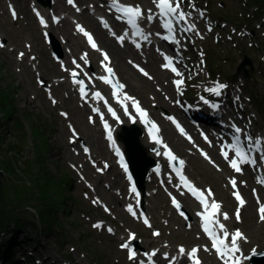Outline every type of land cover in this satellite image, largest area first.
Instances as JSON below:
<instances>
[{"label": "rangeland", "instance_id": "obj_1", "mask_svg": "<svg viewBox=\"0 0 264 264\" xmlns=\"http://www.w3.org/2000/svg\"><path fill=\"white\" fill-rule=\"evenodd\" d=\"M59 1L64 4V0ZM124 1L134 2L137 0ZM18 2L21 9H23L21 14L25 19L15 23L11 21L9 17L2 14L4 1L0 0V30L3 32L4 36L3 40L1 39L3 37H0V45H2L0 46V104L2 101L10 102V114L11 117L13 116L12 119L6 118L3 113L5 111L0 109V134H2L3 129L6 128L7 130L4 135L5 138L0 139V171L4 167L3 163L6 160H10L8 157L13 158V160L16 161L17 175H11V173L6 172V175L1 177L3 178L2 182H5L6 186L17 183L21 188H25L24 191L18 192L17 194L11 192L13 187H9L7 190L5 197H9V201L8 203L6 202V204H9V202L13 200L10 216L12 217L15 212H21V214L16 215L17 218H29L30 222L34 225L31 228H27L29 238L31 239V245L28 247L31 249H33V247L36 248V244L38 246L36 250H41V247H43L42 249H45V253L47 254L46 257L50 255L51 261L56 259L60 261L61 264H121L120 261H122L123 253L118 250L117 238L106 237L104 234L92 229L91 224L97 220V216L101 211L91 205V200L88 201L84 198V192L87 191L85 187L81 186L79 188L78 186V175L81 178L79 166L83 162L77 158L76 154H74L68 146L69 133L64 124L65 122L59 117L58 111L60 109L70 110L72 118L78 123V127L80 125L81 128H87L91 132V141H97L101 134L96 128L88 126L89 124L85 119L86 111L79 108L76 100L65 99L67 94L64 89L60 91L61 98L66 100V102L64 101L63 103L64 107L59 106L54 108L44 96L43 91L37 86L35 75L29 72L30 69L25 67L26 69L24 68L23 72H20V68L22 69L23 66L20 65L19 61L21 58L17 57V52H23L27 46L33 44L34 49L32 54L40 55V70L45 75L44 77L51 79V77L59 75L57 65L51 59L47 48L44 47L41 34L38 33V29L34 25L35 22L25 16V12L28 13L27 1L18 0ZM223 2L224 5L222 7L220 6L221 9H218L219 5L216 3V11L222 13V18L219 16L218 18L225 21H234V23L232 22L233 24L230 23V27L232 26L237 30H239V26L248 23V19H244V16L247 17V13H251L252 15L258 10L257 6L250 8V10H246L247 7L243 5L242 0H224ZM263 2L264 0H262L261 4L264 8ZM85 4L88 5L87 2H85ZM259 12L261 13L259 16L264 14L263 10ZM242 13H244V15H242ZM213 14L215 15L214 7ZM215 17L217 16L215 15ZM225 17L227 19H223ZM263 19L264 17H262L261 21L259 17V20H253V25L256 30L258 26L263 23ZM69 29H71L70 26ZM228 31L231 32V29L228 28L227 33ZM222 34L223 32H221V35ZM251 34L249 38L243 41L236 35V41H238L237 47L239 46V48L233 43H229L227 37H224L225 39H223V41H220L219 38L218 43H214L213 41V43L210 42L208 45L204 43V45L209 47L211 52L216 53L213 60L218 63L220 67L227 68L224 70L228 72L230 70L235 71L241 66V58L243 57L242 52L250 57L254 67L253 71H251V76L245 78L241 74L238 76L237 84L244 82L246 86V97L258 99L255 109L259 112L261 116L260 121L264 125V43L260 44L262 49L259 46L253 48V50L250 49V42L254 43L255 41L258 43V40H256V36L258 35L253 34V36ZM259 35L264 38V33H259ZM212 37L213 35H211L209 41ZM56 41L59 43V48L66 53L65 47L61 44L58 36H56ZM11 47L16 49L11 51ZM229 50H231L229 54L231 60L226 62L225 57L228 55ZM248 68L249 66L246 67V69ZM232 74H234V72ZM132 75L135 76L134 73H132ZM132 75H130V79H132ZM149 84L150 88L146 90V95L143 96L147 103H150L151 95L158 89L155 84L151 82H149ZM162 84L165 86L167 81L164 79ZM140 86L139 84L138 87ZM139 89L140 88L132 90L134 93H142L143 90ZM76 110L82 116L81 121H79L74 114ZM16 121H20L22 126L19 123L20 126L18 127V122ZM21 130L22 132L24 131V133H22ZM80 130L87 137L86 131ZM96 134L98 137L95 136ZM75 150L80 151V148L78 149L76 145ZM11 151L13 153L12 157L9 155ZM95 151L98 153V150ZM42 161L45 162V170H43L47 175L53 178L54 181L56 180L61 183L64 178L70 180L71 184L67 189H64L63 192H65V195H63V197L65 198L66 194H68L69 189L72 196L71 199L69 198L65 202H59V200H57L58 193L55 189V185L52 184L50 186L44 181V178L43 181L38 182L41 187L34 186L33 181L37 179L38 176H42V173H40L43 171L40 168V162ZM195 167H198V169ZM73 168H77V170ZM190 171L195 176V179L202 181L204 184H213L216 186L215 184L217 183L213 177L217 173L203 163L198 157L192 158V167ZM35 173L38 176L33 175ZM46 174H44L45 177ZM220 177L223 178L222 175H219V178ZM99 178V185L103 188V193L108 192L111 194L108 190L104 189V184L106 182H111L110 180H113L114 175L110 174L107 177L104 176ZM85 180H87V178H85ZM52 186L55 188H52ZM225 187V179L218 180L217 188L220 197H226ZM44 193H47L49 197L44 195ZM33 194H35L34 197H32ZM42 195H44L45 200H51L49 201L51 204L47 205L44 200H42ZM16 196H19L24 201L22 206H18L19 202L15 201ZM104 197H106L105 194ZM105 199L110 201L111 205L116 206L117 211L114 213L116 216H119L118 210H121V207L119 203H115V198L112 197V199H110L107 197ZM166 204L167 198L162 196V213ZM227 205H232L233 207L234 203L227 202ZM37 207L44 210L51 208L53 211L56 210V212H53V217L50 216L46 218L43 223L40 220L39 214L35 212L36 210L39 211ZM41 209L40 211L42 212ZM156 213L160 214V211ZM245 215L247 216V220H245L244 228L251 235L253 239L252 243L258 242L262 247L264 244V225L260 227V224L257 223L255 205L247 209ZM248 220H250L252 226L247 223ZM124 223L125 220L121 218L118 220L117 226L120 227ZM177 227L178 226H175V228ZM12 229L16 230L15 226L9 228L10 233L8 236L6 234L0 236V241L4 242V248H7L5 244L12 240L14 234L11 235ZM170 229L172 230L173 227H170ZM194 236L195 235H189L186 231L178 230L174 238L177 242H184L191 245L197 242ZM250 246L251 245H249V247ZM25 250L28 252V248Z\"/></svg>", "mask_w": 264, "mask_h": 264}, {"label": "snow or ice", "instance_id": "obj_2", "mask_svg": "<svg viewBox=\"0 0 264 264\" xmlns=\"http://www.w3.org/2000/svg\"><path fill=\"white\" fill-rule=\"evenodd\" d=\"M69 3H73V0H68ZM154 4L156 5V7H158L162 14H164L165 16H168V15H176L178 14L179 17L181 19H184L185 18V13L183 11H179V8H180V4H179V0H177V2L175 3V5H173V2L172 0H153ZM118 7H120L123 11V13L129 17L128 19V23L130 24H135L137 19L143 15V11L141 10L140 7L138 6H125V5H118ZM149 13L151 12V9L148 10ZM12 15L13 17H16V13L15 11L13 10L12 12ZM149 19H151V16L149 15ZM165 27H170V25H165ZM78 30L81 31L87 38H88V41L91 43L92 47L93 48H97V45L96 43L94 42V39L92 37V35L90 33H88L87 31H85V29L81 26H78ZM121 41H123V37H120ZM2 46V45H0ZM23 55V54H21ZM166 59L168 60V64L164 65L165 67H169L171 66V58L170 57H166ZM104 60L105 61H108L109 60V57L107 55V53L104 54ZM107 71L108 73H112L113 70L111 67H108L107 68ZM140 71L145 75V76H148V73L145 72L143 69H140ZM172 71L173 72H176L177 75H180L179 71L175 68V67H172ZM80 83H83V81H80ZM177 84H180L182 83V81L180 80H177L176 81ZM118 87H122V85H117ZM221 88H224L226 87V85H220ZM81 91L83 92V89H81ZM99 95V94H97ZM136 107H137V110L141 112V115L142 116H146L147 114L139 108V105L138 103L136 104ZM111 110V109H110ZM115 115V113H113ZM155 127V126H154ZM239 131V129H237ZM109 137H110V134H109ZM111 138V137H110ZM169 159L171 160H175L176 157L173 156L171 154V152H169ZM225 158L227 159L228 156H227V153H225ZM181 165H183V161H180ZM233 168L236 169L237 172H239L241 169L240 167L238 166L237 162L236 161H233L232 162V165H231ZM181 180L185 181L186 184H188V181L186 179V177H184L183 175H181L180 177ZM232 184L233 186L236 185V181H232ZM189 188L190 190L193 192L194 195H199V198H200V201L202 204H204L205 206V212H207L208 208L210 207L213 211L212 213L208 214V215H205L204 213H201V215H204V220H205V231L208 232L209 236L212 237V242H213V248H215V250L220 254L221 258L224 259L226 256H229L233 251H237L238 249L236 248V241L238 238H241L242 237V233L240 231H236L235 232V235L232 237L231 239V247H228V245H225L223 243L222 240H219L217 237H216V234L214 231L210 230L209 228V224H214V223H217V221H215L214 219H212V217L214 216L215 212L220 208V205L218 203H212L211 205L208 204L207 200L204 198V195L202 192H198L194 187H192L190 184H189ZM133 191H135V188H133ZM209 194H210V190H209ZM237 199L240 200V203L243 204L244 201L242 200V198L239 196V194H237ZM173 203L176 204L177 207H179V204L176 203L175 200H173ZM129 211H132V209L130 208ZM260 213H261V217L264 218V208H261L260 209ZM183 214V213H182ZM224 218L227 219V214H224ZM145 223H148L147 220H145ZM96 227H99V225H95ZM219 227L221 229L224 228V225L223 224H220ZM108 231H112L111 229H108ZM156 235H159V233H155ZM224 237L227 238L228 237V233L227 232H224ZM122 247H125L127 248L128 245H122ZM181 252L184 251L183 248H181L180 250ZM195 252L196 250H193V256H195ZM197 264H199V262L197 261ZM225 264H227V260L225 261Z\"/></svg>", "mask_w": 264, "mask_h": 264}, {"label": "bare ground", "instance_id": "obj_3", "mask_svg": "<svg viewBox=\"0 0 264 264\" xmlns=\"http://www.w3.org/2000/svg\"><path fill=\"white\" fill-rule=\"evenodd\" d=\"M78 1H83V0H78ZM126 2H131V1H126ZM58 7H59V9L60 8H62V6H61V1L60 2H58ZM81 22L84 24V25H86V26H88L89 28H90V30H92V31H97L98 32V34L100 35V37L102 38V44L103 45H105V46H107V47H110L112 50H113V53H114V57L116 58V60H117V62H118V64L120 65V67H121V70H123L125 73H127V74H130V75H132V73H130V70H129V68H128V66L126 65L127 64V58H126V56L128 57V54L129 53H126V51L125 50H122V49H120L117 45H115V43L111 40V39H108L107 37H106V35L104 34V32L103 31H101V30H99V28H98V25H97V23L95 22V21H93L91 18H89L88 16H87V14H83L82 16H81ZM67 26V25H66ZM65 34H67V36H68V39H69V41L68 42H70V45H73V44H79V45H81V43H82V41H81V38H79V37H75L72 33H70V31H69V29L68 30H66L65 31ZM129 57H130V55H129ZM124 59H125V62H124ZM150 66V65H149ZM151 70L152 71H156L157 70V66H156V63L154 62V63H151ZM159 71H157L156 72V74L158 73ZM133 73H134V75L135 76H131V78L132 79H130L131 80V87H132V89H138V88H140L139 90H147V89H149L150 88V84H149V82L148 81H145L144 79L145 78H143L142 76H140V75H138L135 71H133ZM29 74V73H28ZM141 85L140 87H138V85ZM138 90V91H139ZM237 112V111H236ZM76 116H77V119L79 120V121H81L82 120V116L79 114V112L76 110V112L74 113ZM78 124V123H77ZM79 127H80V129H82V130H84V131H86V135H87V140L88 141H90L91 142V132L87 129V128H84L83 126V128H81V126L79 125ZM100 144H101V142L98 140L97 141V143H96V148L98 149V153L99 154H101L100 155V158L102 159L101 161H103V160H107L108 158H110L109 157V154H108V152L107 151H101V149H100ZM148 147V146H147ZM100 161V162H101ZM99 162V163H100ZM215 180H216V183L218 184V179H219V175L218 174H216V175H214V177H213ZM111 181V183H112V185H117V183L118 184H121V182L120 181H116V180H110ZM126 195V194H125ZM105 196H106V198L108 197V198H110V199H112V195L111 194H109L108 192H106L105 193ZM158 204V203H157ZM250 226H252V224L250 223V220H248V222H247ZM248 225V226H249Z\"/></svg>", "mask_w": 264, "mask_h": 264}, {"label": "trees", "instance_id": "obj_4", "mask_svg": "<svg viewBox=\"0 0 264 264\" xmlns=\"http://www.w3.org/2000/svg\"><path fill=\"white\" fill-rule=\"evenodd\" d=\"M251 2L253 4H261L262 0H251ZM5 107L9 108L8 106H5ZM20 124H19V126H20ZM3 166H4L3 169H2L3 173L7 172V173H11V174L17 175L16 165H15V163L12 160H6L3 163ZM44 166H45V162L44 161L40 162L41 170L44 169ZM44 170L40 172V173H42V176H38L36 174H33L35 176H38L37 179H35L33 181L34 186L35 187H41V185L38 182L43 181V178H44V181H46L47 184H49L50 186L53 184L57 188V190L59 192V195H58L59 202H65L67 200L68 196H65V198H64L63 195H65V192H63V191H64V189H66L65 187L68 185L67 179L64 178L63 182H61V183L57 182L56 180L54 181L53 178H51L49 175H47ZM44 174H46V177L44 176ZM15 187H16L15 188L16 191L21 189L20 186H18V184H15ZM22 188L25 189L24 187H22ZM44 195L49 197L47 193H44ZM44 195L41 198H42V200L45 201ZM0 198H1V194H0ZM5 212H6V208L2 205V202L0 201V226L2 228L6 227L7 225H9L11 223H14L17 226L18 229H26L27 227L32 226V224L26 222L25 219L20 218V217L19 218H11L9 220H8V218L7 219L6 218L3 219V214H5ZM37 213L39 214L40 219L42 221H44L45 215H46L45 210L42 211V212L41 211H37Z\"/></svg>", "mask_w": 264, "mask_h": 264}, {"label": "water", "instance_id": "obj_5", "mask_svg": "<svg viewBox=\"0 0 264 264\" xmlns=\"http://www.w3.org/2000/svg\"><path fill=\"white\" fill-rule=\"evenodd\" d=\"M246 65H250V61L247 59V60H245V62H244V64H243V66L242 67H245ZM119 140L120 141H123L124 143H125V146H126V151H127V155H128V157H129V159L131 160V162H132V164L133 165H135L136 164V160H135V158H134V151H133V148H135L136 150V152L137 151H140V148H139V143L138 142H134V141H126L124 138H123V135L122 134H120L119 135Z\"/></svg>", "mask_w": 264, "mask_h": 264}]
</instances>
